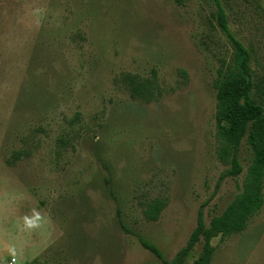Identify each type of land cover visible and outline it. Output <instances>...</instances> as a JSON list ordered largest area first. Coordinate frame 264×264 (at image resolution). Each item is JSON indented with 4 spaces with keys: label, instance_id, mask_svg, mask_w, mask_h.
<instances>
[{
    "label": "rangeland",
    "instance_id": "rangeland-1",
    "mask_svg": "<svg viewBox=\"0 0 264 264\" xmlns=\"http://www.w3.org/2000/svg\"><path fill=\"white\" fill-rule=\"evenodd\" d=\"M264 84V0H221ZM207 0H0V264H167L203 207L242 190L220 175L218 69L233 47ZM124 73L154 80L133 98ZM160 90V93H158ZM19 156H15V153ZM163 199L157 219L146 213ZM210 264H264V205L211 240ZM203 238L183 264H195Z\"/></svg>",
    "mask_w": 264,
    "mask_h": 264
},
{
    "label": "trees",
    "instance_id": "trees-1",
    "mask_svg": "<svg viewBox=\"0 0 264 264\" xmlns=\"http://www.w3.org/2000/svg\"><path fill=\"white\" fill-rule=\"evenodd\" d=\"M207 1L215 5L213 16L234 50L232 60L218 69L213 82L217 98L215 120L219 139L218 155L228 165L219 181L226 177H236L243 172L240 152L244 138L253 155L242 190L220 215L211 219L209 226L203 215L205 204L201 205L196 227L190 233L187 244L172 260L164 259L157 245L138 235L142 245L167 264H183L201 238L203 248L195 264H210L214 252L212 238L219 234L225 237L244 231L264 205V84L262 80H255V72L251 66L252 49L230 28L222 1ZM123 81L131 96L136 99L150 101L156 95L155 89H158L153 79L141 78L138 74L124 73ZM15 156H19V153H15ZM164 205L163 199H156L149 204L146 213L150 218L157 219Z\"/></svg>",
    "mask_w": 264,
    "mask_h": 264
}]
</instances>
